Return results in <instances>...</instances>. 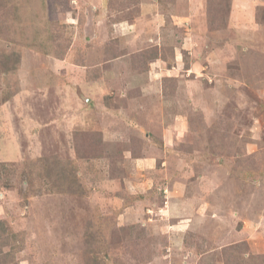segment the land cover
<instances>
[{
	"label": "rangeland",
	"instance_id": "rangeland-1",
	"mask_svg": "<svg viewBox=\"0 0 264 264\" xmlns=\"http://www.w3.org/2000/svg\"><path fill=\"white\" fill-rule=\"evenodd\" d=\"M0 264H264V0H0Z\"/></svg>",
	"mask_w": 264,
	"mask_h": 264
},
{
	"label": "trees",
	"instance_id": "trees-1",
	"mask_svg": "<svg viewBox=\"0 0 264 264\" xmlns=\"http://www.w3.org/2000/svg\"><path fill=\"white\" fill-rule=\"evenodd\" d=\"M10 59H8V61H9ZM18 62V58L16 59L15 58V60H14V64H16ZM1 237L3 238L4 237V233L2 232V230H1Z\"/></svg>",
	"mask_w": 264,
	"mask_h": 264
}]
</instances>
